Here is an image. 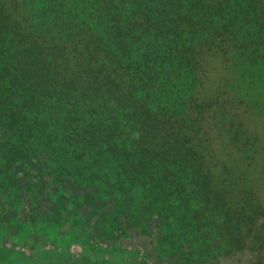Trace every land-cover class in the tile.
<instances>
[{"label": "trees", "instance_id": "16d2710c", "mask_svg": "<svg viewBox=\"0 0 264 264\" xmlns=\"http://www.w3.org/2000/svg\"><path fill=\"white\" fill-rule=\"evenodd\" d=\"M218 61L258 74L215 83ZM0 106L64 162L144 183L172 220L264 217L244 189L264 154V0H0Z\"/></svg>", "mask_w": 264, "mask_h": 264}, {"label": "flooded vegetation", "instance_id": "af4514ba", "mask_svg": "<svg viewBox=\"0 0 264 264\" xmlns=\"http://www.w3.org/2000/svg\"><path fill=\"white\" fill-rule=\"evenodd\" d=\"M122 176L64 162L0 106V264L264 263V217L172 220Z\"/></svg>", "mask_w": 264, "mask_h": 264}, {"label": "rangeland", "instance_id": "374dc122", "mask_svg": "<svg viewBox=\"0 0 264 264\" xmlns=\"http://www.w3.org/2000/svg\"><path fill=\"white\" fill-rule=\"evenodd\" d=\"M213 70H214V74H213V78L215 83H219V84H228V86H238V84H240L244 79H239L238 78V71H244L245 75H253V77L258 74V70L257 69H250V67H248L245 64H240L238 62H228L227 64L222 62H217L216 64H213ZM245 80H250V78L246 77ZM244 80V81H245ZM254 81L257 82V86H255V88L259 89L260 91V86H259V81L257 79H255ZM224 82V83H221ZM245 84L250 85L249 82L245 81ZM239 87V86H238ZM259 96L261 97V99H263V95L258 92ZM258 109V108H257ZM256 108L253 109L254 112L257 111ZM259 110V109H258ZM264 159V154H261V156H259L255 162H254V167L251 168L252 176L250 177V181H251V185H252V189H248L246 190V188L244 187L245 191H250V193H252L255 197V199L258 200V198L261 199V201H264V165L261 164L263 162ZM258 166V167H257ZM240 173V172H237ZM254 189V190H253ZM258 197V198H257ZM259 201V200H258ZM264 203V202H262ZM258 264V263H257ZM260 264H264L263 262H261Z\"/></svg>", "mask_w": 264, "mask_h": 264}]
</instances>
